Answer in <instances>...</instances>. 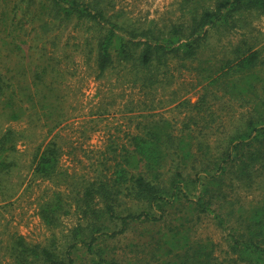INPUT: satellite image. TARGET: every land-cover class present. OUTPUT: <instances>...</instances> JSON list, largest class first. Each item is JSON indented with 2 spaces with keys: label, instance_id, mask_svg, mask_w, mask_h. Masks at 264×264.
<instances>
[{
  "label": "trees",
  "instance_id": "obj_1",
  "mask_svg": "<svg viewBox=\"0 0 264 264\" xmlns=\"http://www.w3.org/2000/svg\"><path fill=\"white\" fill-rule=\"evenodd\" d=\"M178 11L179 22L159 28L153 21L147 25L133 22L115 0H14L13 18L20 27L27 20L39 22L45 33L70 25L85 28L93 40V47L86 43L99 78L120 66L130 70L136 86L153 90L159 83L171 84L174 62L185 68L211 50L213 40L221 42L232 32L251 29V17L264 15V0H180ZM17 38L13 54L15 47L21 48ZM255 47L242 40L233 58L225 53L202 68L203 80H211V86L243 101L244 96H252L250 113L234 133L215 148L208 140L198 139L201 133H176L170 121L143 116L148 120L137 125L138 133L131 134L128 146H109L112 157L106 160L114 164L110 176L101 174L84 184L78 201L89 218L86 227L75 229L62 250L55 239L42 245L14 236L0 244L6 252L0 264L4 260L9 264H77L76 256L83 250L91 256V264H122L107 259L103 245L138 225L147 233L141 234L143 241L134 248L145 258L126 264H264V196L254 204L241 199L243 192L252 193L264 181V61ZM49 67L35 74L36 91L27 95L29 101L35 100L30 96L42 94L38 86ZM204 99L197 105L184 102L180 106L202 114L207 109ZM21 113L20 108L13 109V120H19ZM22 138L14 130L0 137V186L15 166L8 158ZM61 157L58 144L49 142L34 156V175L64 184ZM67 203L60 192L45 199L38 208L42 223L57 227L70 212ZM195 218L210 219L224 232L228 249L223 259L216 256L212 242L192 239L190 224Z\"/></svg>",
  "mask_w": 264,
  "mask_h": 264
},
{
  "label": "rangeland",
  "instance_id": "obj_2",
  "mask_svg": "<svg viewBox=\"0 0 264 264\" xmlns=\"http://www.w3.org/2000/svg\"><path fill=\"white\" fill-rule=\"evenodd\" d=\"M115 3L136 23L147 25L153 21L161 28L164 23L181 19L180 0H115ZM13 5L14 0H0V137L6 131L14 130L23 138L18 142L16 152L10 153L8 160L15 166L4 175L0 186L1 245L14 236H22L28 243L42 245L55 239L62 250L74 230L86 227L89 221L78 201L84 184L101 174L110 176L114 164L106 160L112 157L109 146L119 149L128 146L131 134L138 133L140 122L146 123L148 119L170 121L176 133H189V130L193 134L201 133L198 139L208 140L216 148L227 134L229 136L241 127L250 113L251 95L244 96L243 101L226 94L222 88L211 86V80H203L202 68L225 53L233 58V51L242 40L254 44L264 61V15L251 17V29L232 32L221 42H210L211 50L207 49L200 55V60L187 67L181 68L174 62L171 84L159 83L153 90H145L134 84L130 70L124 67L116 66L104 77H98L94 56L89 54L93 40L83 31L85 28L70 25L45 33L39 22L30 20L20 27L19 20L13 18ZM33 22L36 23L32 25ZM13 30L16 31L14 34ZM15 36L18 37L15 42L21 48L16 50L15 47L13 54ZM48 65L49 73L38 86L42 94L30 96L35 99L31 102L27 95L35 94V74ZM261 76L264 79V72ZM204 96L205 113L180 106L184 102L197 105ZM17 108L21 109V118L14 121L13 109ZM53 140L62 153L59 163V170L64 173L60 177L64 181L62 185L34 175L35 154ZM54 192L64 195L70 212L51 229L40 220L38 208ZM263 196L264 181L252 193L243 192L241 199L254 204ZM191 224L192 239L212 242L216 256L223 259L228 249L224 232L206 218H195ZM144 232L147 233V229L138 225L107 240L102 248L106 258L118 259L122 264L136 263L138 257V260L144 259L145 256L134 248L143 241L141 234ZM1 245L0 259L6 253ZM90 257L83 250L78 252L76 262L91 264ZM3 264L9 262L4 260Z\"/></svg>",
  "mask_w": 264,
  "mask_h": 264
}]
</instances>
